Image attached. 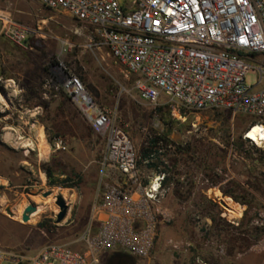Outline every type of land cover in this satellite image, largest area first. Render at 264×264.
I'll list each match as a JSON object with an SVG mask.
<instances>
[{
  "label": "rangeland",
  "instance_id": "rangeland-1",
  "mask_svg": "<svg viewBox=\"0 0 264 264\" xmlns=\"http://www.w3.org/2000/svg\"><path fill=\"white\" fill-rule=\"evenodd\" d=\"M0 13L37 30L24 46L0 36V247L24 255L50 243L81 249L76 239L105 183L104 136L77 101L63 91L54 96L47 84L61 61L124 126L140 157L139 173L151 169L142 160L157 158L161 148L174 176L196 178L184 188L175 181L165 201L169 220L159 225L148 257L109 251L100 264L262 263L264 149L242 139L256 118L219 108L180 110L178 117L176 104L164 95L156 104L141 100L133 76L104 47L90 46V28L66 12L37 0H0ZM245 80L254 84L257 75L250 72ZM58 194L68 204L60 222ZM29 203L40 207L32 220L35 212L27 221L7 212Z\"/></svg>",
  "mask_w": 264,
  "mask_h": 264
},
{
  "label": "built area",
  "instance_id": "built-area-1",
  "mask_svg": "<svg viewBox=\"0 0 264 264\" xmlns=\"http://www.w3.org/2000/svg\"><path fill=\"white\" fill-rule=\"evenodd\" d=\"M37 1L89 27V45L104 47L133 76L141 100L156 104L164 95L176 104L178 117L181 111L219 108L264 125V0ZM35 34L36 28L0 13L1 37L24 46ZM250 72L257 75L254 84L245 80ZM47 84L54 96L63 91L79 103L104 136L103 168L123 181L99 187L90 222L76 239L81 249L50 243L24 255L0 247V264H100L109 251L148 257L159 225L169 220L162 205L175 181L184 188L195 176H174L161 148L157 158L151 154L142 160L151 169L139 173L140 157L124 126L97 103L78 76L59 61ZM253 124L242 139L264 149V143L257 145L249 136ZM163 146L175 149L173 144Z\"/></svg>",
  "mask_w": 264,
  "mask_h": 264
},
{
  "label": "bare ground",
  "instance_id": "bare-ground-1",
  "mask_svg": "<svg viewBox=\"0 0 264 264\" xmlns=\"http://www.w3.org/2000/svg\"><path fill=\"white\" fill-rule=\"evenodd\" d=\"M10 86V85H9ZM1 98V97H0ZM1 100L2 101H4V99L3 98H1ZM7 100V99H6ZM7 101H5V103H6ZM7 104V103H6ZM7 107V106H6ZM251 127H252V129L249 131V136L250 137H252L254 140H255V142H256V144L257 145H260V144H262V143H264V125H262V124H253V125H251ZM39 130V129H38ZM41 130V129H40ZM39 133V132H38ZM42 136V135H41ZM5 139H10V137H11V133H9V132H6L5 133ZM41 138V137H40ZM17 139V138H16ZM43 143V142H42ZM41 149H42V147H40ZM44 149V148H43ZM47 153V152H46ZM39 155V154H38ZM44 158H45V156H43ZM61 190V189H60ZM55 191V190H54ZM56 193V192H55ZM68 197H69V195H68ZM53 199V198H52ZM39 200V199H38ZM51 201V200H50ZM45 202V201H44ZM23 207L20 209V207H19V210H12V216H14V217H16V218H19L20 217V215L22 216V212H23ZM38 213H40V207H38L37 206V209H36V211H35V213L34 214H30L31 215V217H30V215H29V217H30V219L32 220L34 217H36L37 216V214ZM39 215V214H38ZM21 218V217H20ZM30 220V221H31Z\"/></svg>",
  "mask_w": 264,
  "mask_h": 264
},
{
  "label": "water",
  "instance_id": "water-1",
  "mask_svg": "<svg viewBox=\"0 0 264 264\" xmlns=\"http://www.w3.org/2000/svg\"><path fill=\"white\" fill-rule=\"evenodd\" d=\"M50 192H47V193H44L43 196H47ZM56 198V204L58 205L59 207V211L57 212L56 214V222H60L65 214H66V211L68 209V204L66 203L65 199L62 197V195L58 194L55 196ZM37 209V205L36 204H32V203H29L23 210L22 212V220L23 221H27L29 219V215L32 213V212H35ZM7 212L9 214H12L11 210L8 208L7 209Z\"/></svg>",
  "mask_w": 264,
  "mask_h": 264
},
{
  "label": "crops",
  "instance_id": "crops-1",
  "mask_svg": "<svg viewBox=\"0 0 264 264\" xmlns=\"http://www.w3.org/2000/svg\"><path fill=\"white\" fill-rule=\"evenodd\" d=\"M102 107V106H101ZM102 108H104V107H102ZM106 109V108H105ZM104 151V150H103ZM149 171V170H148ZM148 171H146V172H148ZM110 172H113V171H111V170H107V171H105V183H113V182H120V183H122V181H123V178L122 177H120L115 171V177L117 178V179H115V180H113L112 178H111V176H110ZM171 192V191H170ZM169 192V193H170ZM169 195V194H168ZM167 199V198H166ZM166 199L164 200V202H163V205H162V210H163V212L164 213H166L167 215H168V217L170 216L169 215V212L167 211L168 210V202H165L166 201Z\"/></svg>",
  "mask_w": 264,
  "mask_h": 264
},
{
  "label": "trees",
  "instance_id": "trees-1",
  "mask_svg": "<svg viewBox=\"0 0 264 264\" xmlns=\"http://www.w3.org/2000/svg\"><path fill=\"white\" fill-rule=\"evenodd\" d=\"M67 180H68V179L61 180V181H67ZM63 183H64V182H63ZM50 184H52V185H57V184H59V183L56 182L55 180H50ZM222 192H223L224 195H228V196L232 197V199H233L234 201H238V202H239L238 198H237L232 192H229V191H227V190H222ZM118 253H120V252H118Z\"/></svg>",
  "mask_w": 264,
  "mask_h": 264
}]
</instances>
